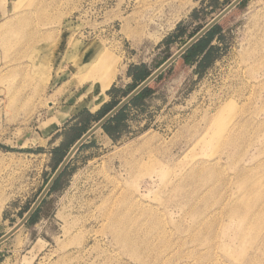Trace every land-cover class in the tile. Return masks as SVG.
I'll use <instances>...</instances> for the list:
<instances>
[{"label": "rangeland", "instance_id": "374dc122", "mask_svg": "<svg viewBox=\"0 0 264 264\" xmlns=\"http://www.w3.org/2000/svg\"><path fill=\"white\" fill-rule=\"evenodd\" d=\"M232 1L0 0V237L95 107L120 102ZM211 29L204 51L83 142L0 243V264H264V0ZM98 56L115 70L104 91L85 77ZM65 106L63 119L82 110L62 126Z\"/></svg>", "mask_w": 264, "mask_h": 264}, {"label": "water", "instance_id": "95a60500", "mask_svg": "<svg viewBox=\"0 0 264 264\" xmlns=\"http://www.w3.org/2000/svg\"><path fill=\"white\" fill-rule=\"evenodd\" d=\"M243 0H233L226 8H224L216 17H214L208 24H206L197 34H195L186 44H184L178 51L173 53L160 67H158L149 77L140 83L134 90H132L125 98H123L115 107H113L105 116H103L94 126H92L70 149L62 163L59 165L41 194L38 196L34 204L23 216L20 222L15 227L0 237V243L13 235L20 227L27 222V220L35 212L39 204L42 202L48 191L56 182L65 166L70 161L76 150L89 138L96 130L103 127L113 116H115L128 102H130L137 94H139L145 87H147L156 77H158L165 69L173 64L181 55H183L191 46H193L201 37H203L213 26H215L227 13L235 8Z\"/></svg>", "mask_w": 264, "mask_h": 264}, {"label": "bare ground", "instance_id": "6f19581e", "mask_svg": "<svg viewBox=\"0 0 264 264\" xmlns=\"http://www.w3.org/2000/svg\"><path fill=\"white\" fill-rule=\"evenodd\" d=\"M104 59H105V57L98 56L97 59L94 60L93 64L91 65L92 70L89 69L90 71L85 73V77L88 73L89 74L87 77L92 76V75L94 77L101 75L99 77H101V80H102L103 91L106 90L107 88H109L110 83H111L113 76H114V73H115L114 67H111L110 64L107 63ZM119 238H121V236ZM166 261H169V260H165V262Z\"/></svg>", "mask_w": 264, "mask_h": 264}, {"label": "trees", "instance_id": "16d2710c", "mask_svg": "<svg viewBox=\"0 0 264 264\" xmlns=\"http://www.w3.org/2000/svg\"><path fill=\"white\" fill-rule=\"evenodd\" d=\"M216 26V25H215ZM214 26V27H215ZM213 27V28H214ZM212 28V29H213ZM211 29V30H212ZM210 32V31H209ZM202 39H203V37L201 38V39H199L193 46H191L182 56H185V58L188 60V61H190V59H192V57L194 56V55H199V53H201L202 51H204V47L202 48V47H198V46H200L201 45V42H202ZM199 48V49H198ZM150 75V73L149 74H147L146 76H144L143 77V79L140 81V82H142V81H144L148 76ZM140 82H138L132 89H134L135 87H137V85L140 83ZM148 87H145L138 95H137V97H139V96H141L142 94H143V92L147 89ZM137 97H135L134 99H133V101L137 98ZM119 103V101L118 102H116L115 104H113V105H111V106H109L108 108H106L107 107V105H105V106H103L102 108H100L99 109V111H98V113L100 112V115L98 116V118H97V120L99 121L103 116H105L113 107H115L117 104ZM121 113V111L116 115V116H114L113 117V119H111L110 120V122L111 121H113V120H115L116 118H118L117 116L119 115ZM109 123V122H108ZM107 123V124H108ZM107 124L106 125H104V128H106V130H108L107 129Z\"/></svg>", "mask_w": 264, "mask_h": 264}, {"label": "crops", "instance_id": "0c3cea01", "mask_svg": "<svg viewBox=\"0 0 264 264\" xmlns=\"http://www.w3.org/2000/svg\"><path fill=\"white\" fill-rule=\"evenodd\" d=\"M106 96H108V95H106ZM108 103V101L107 100H104L102 103H100V104H98L97 105V107H95L96 109H100V108H102L103 106H105L106 104ZM72 107V106H71ZM69 107H67V106H65L64 108H63V110L62 111H60V113L58 114V116H56V119L60 122V123H62V126L69 120V119H72L73 117H75V116H77L78 114H80L81 113V108L80 107H77V106H74V109H75V112H71L66 118H62V114L66 111V109H68ZM98 109V110H99ZM55 124V123H54ZM53 124V125H54ZM57 126V128H55L56 130V132L57 131H60L61 130V126L60 125H56ZM55 126V127H56Z\"/></svg>", "mask_w": 264, "mask_h": 264}]
</instances>
